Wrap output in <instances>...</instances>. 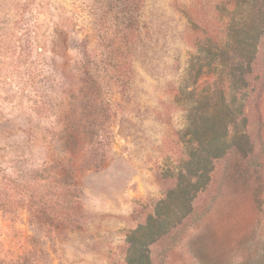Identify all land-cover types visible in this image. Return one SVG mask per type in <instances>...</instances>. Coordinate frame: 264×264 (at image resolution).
Here are the masks:
<instances>
[{"label":"rangeland","instance_id":"1","mask_svg":"<svg viewBox=\"0 0 264 264\" xmlns=\"http://www.w3.org/2000/svg\"><path fill=\"white\" fill-rule=\"evenodd\" d=\"M258 9L256 26L264 0H0V264H127L191 131L220 126L209 182L149 261L264 264Z\"/></svg>","mask_w":264,"mask_h":264},{"label":"trees","instance_id":"2","mask_svg":"<svg viewBox=\"0 0 264 264\" xmlns=\"http://www.w3.org/2000/svg\"><path fill=\"white\" fill-rule=\"evenodd\" d=\"M256 12L253 11L250 15V27L245 34L246 42L244 43L248 54L244 58V64L248 70L253 60L251 50H255V41H257L259 31L264 30V18L259 22V26L255 25V22L260 18V9ZM242 18L243 20L247 19L244 16ZM83 61L84 58L80 63L84 71L85 63ZM193 64V61L189 64L188 76L193 72ZM240 72L242 75L247 73V71H241V68ZM219 129L215 133L210 130L205 139L195 136L198 133L197 129L192 131L190 129L191 134L195 137L193 142L195 148L189 153L188 161L185 163L183 172L178 175L175 187L170 189L165 198L156 204L153 215L149 216L144 224L138 226L130 234L127 264H150L148 246L178 225L191 212V202L209 182L211 161L220 157L226 149V128L220 126Z\"/></svg>","mask_w":264,"mask_h":264}]
</instances>
